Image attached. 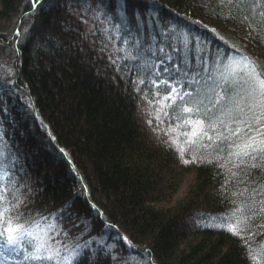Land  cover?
Wrapping results in <instances>:
<instances>
[{"label":"trees","instance_id":"trees-1","mask_svg":"<svg viewBox=\"0 0 264 264\" xmlns=\"http://www.w3.org/2000/svg\"><path fill=\"white\" fill-rule=\"evenodd\" d=\"M262 12L264 0H0V226L46 224L80 252L72 264H264V160L237 168L217 136L228 129L209 141L184 122L234 94L223 58L264 67ZM169 85L192 95L165 100ZM190 99L200 112H182ZM32 253L0 249V264L62 262Z\"/></svg>","mask_w":264,"mask_h":264},{"label":"snow or ice","instance_id":"snow-or-ice-1","mask_svg":"<svg viewBox=\"0 0 264 264\" xmlns=\"http://www.w3.org/2000/svg\"><path fill=\"white\" fill-rule=\"evenodd\" d=\"M243 3L244 0H220V5L222 7L235 6L239 8ZM261 16H264V12L261 13ZM245 19H247V17H245ZM125 43H127V40H125ZM112 63L115 64L116 61L113 60ZM221 76L225 84L237 86L235 87L234 94L227 96L226 103L221 105V115L212 113L211 108H205V119H197L195 121L190 119L185 120L184 122L186 124L193 126L191 136L198 137L203 135L209 141H213V137L208 135L206 129L215 131L221 125L228 129L229 135L226 136L223 132H218L217 136L219 139L229 140L233 136H239L243 129L239 127L232 129L230 125L225 122V119L222 118V116L228 117L233 123L238 125L243 124L247 128L255 127L256 131V136H248V138L241 144L230 145V147L235 149L230 153V156L239 160V163H237L235 167L240 168L245 164L243 158H248L250 160H264V128L258 127L259 125H264V75L257 70L256 65L251 60L245 59L242 67L240 66V62L232 61L231 64L227 66L226 74L222 73ZM141 83H143V81H141ZM155 83L156 82L153 81V84ZM164 83L168 84V81H165ZM156 86L159 87V85ZM169 88L170 91L168 95L165 96V100L173 99V94L179 95L181 101L184 100L185 96L191 97L192 95L188 92L180 95L175 85H169ZM137 91H139V89H137ZM224 99L225 96L221 95L220 92H217L213 107L220 104V101ZM188 103H191L190 107L187 106ZM202 104V100L190 99L188 102H185V105L182 107V112H200ZM191 143H195V140H191ZM183 162L185 164L190 163V161ZM250 166L253 168L257 167L256 164H251ZM259 194L264 195V190ZM2 200L3 197L0 196V201ZM262 203H264V201H262ZM245 207H247V205L236 207L232 213V217L229 218L230 220H234L235 224L230 222L227 225V228L235 235H239L237 226L246 219L243 215ZM6 211L7 209L5 208L3 212ZM260 211L264 212V207H262ZM3 212H0V218H2ZM238 213L240 214L239 216L237 215ZM35 227L40 228L39 224H36ZM40 231L44 232L45 230L40 229ZM24 236H30L32 237V240L36 241V243L31 245L33 248V253L30 257L31 259L54 260L57 259V257H60L59 250H52L47 247V240H38L37 237L33 236L32 232L25 229L23 225L14 224L10 220L4 221L3 225L0 226V249L8 247L15 250L18 245L23 244ZM261 251L264 253V248H262ZM44 252H48L49 254H42ZM67 252L68 255L61 258L64 264H72V262L77 260L81 255L76 249H69ZM252 258L256 259V256L253 255Z\"/></svg>","mask_w":264,"mask_h":264},{"label":"rangeland","instance_id":"rangeland-1","mask_svg":"<svg viewBox=\"0 0 264 264\" xmlns=\"http://www.w3.org/2000/svg\"><path fill=\"white\" fill-rule=\"evenodd\" d=\"M15 23H13L12 21L8 22L5 24V29L8 31V33L10 32V30L14 27ZM176 36V35H175ZM161 43H164L162 44V46H167V44L169 43V37L168 35L167 36H161V39H160ZM182 41L184 43H187L188 44V39L186 38H182ZM235 43V42H234ZM236 47L240 48V49H244V47L241 45V44H237L235 43L234 44ZM240 47H239V46ZM157 47L159 48L160 50V46H159V42H157ZM224 62L220 65H218V74H222V73H225L227 72V66L229 64H231L232 61H238L240 62V66L242 67L243 66V61L246 59L244 57H239V56H236V55H232V56H229L228 58H223ZM256 63H254L257 67V70L261 72L262 75H264V67L260 64V62L258 61H255ZM225 84V83H224ZM254 123V122H253ZM240 127H242V129H244L243 132L240 133L239 136H235L234 138H231V140L229 142L233 144H241L244 140H246L248 138V136H256V131H255V127L254 128H247L245 125L243 124H239ZM258 127H261V128H264V125H259ZM236 129V128H234ZM35 225L36 224H39L40 228H36L35 225H30L28 227H25V229H27L28 231H31L32 232V235L37 237L38 240H47V247L49 249H52V250H59L60 252V256L61 257H64L65 255L67 256L68 255V252L67 250L71 249V247H63V245L57 243V242H54L50 236H49V232L48 230L46 229L47 225L46 224H41V223H34ZM19 225H22V224H19ZM40 229H44L45 231L44 232H41ZM46 233V235H45ZM93 239H95L96 241L99 240L101 241L103 238H99V237H93ZM36 243V241L32 240V237L30 236H24L23 237V244L22 245H18L15 250H12L11 248H8V247H5V248H2L3 249V252H7L8 254H11V252H17V253H32L33 252V248H32V244ZM12 255V254H11ZM61 264H63V260L61 262Z\"/></svg>","mask_w":264,"mask_h":264},{"label":"bare ground","instance_id":"bare-ground-1","mask_svg":"<svg viewBox=\"0 0 264 264\" xmlns=\"http://www.w3.org/2000/svg\"><path fill=\"white\" fill-rule=\"evenodd\" d=\"M223 119H225V122L227 123V124H231L232 125V129H234V128H237V127H239V128H242V127H240L238 124H236V123H233L232 121H231V119L230 118H228V117H222ZM227 129V128H226ZM124 243H126L125 241H124Z\"/></svg>","mask_w":264,"mask_h":264}]
</instances>
